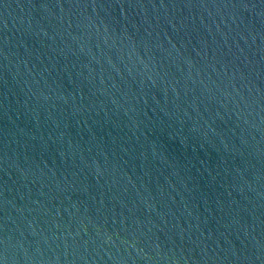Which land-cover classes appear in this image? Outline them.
Instances as JSON below:
<instances>
[{
    "label": "water",
    "instance_id": "95a60500",
    "mask_svg": "<svg viewBox=\"0 0 264 264\" xmlns=\"http://www.w3.org/2000/svg\"><path fill=\"white\" fill-rule=\"evenodd\" d=\"M0 264H264V0H0Z\"/></svg>",
    "mask_w": 264,
    "mask_h": 264
}]
</instances>
